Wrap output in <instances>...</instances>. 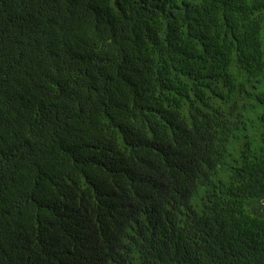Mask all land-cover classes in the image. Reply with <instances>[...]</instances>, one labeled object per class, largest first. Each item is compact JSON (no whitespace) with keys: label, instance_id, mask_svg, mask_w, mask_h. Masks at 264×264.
Listing matches in <instances>:
<instances>
[{"label":"trees","instance_id":"obj_1","mask_svg":"<svg viewBox=\"0 0 264 264\" xmlns=\"http://www.w3.org/2000/svg\"><path fill=\"white\" fill-rule=\"evenodd\" d=\"M0 264H264V0H0Z\"/></svg>","mask_w":264,"mask_h":264}]
</instances>
